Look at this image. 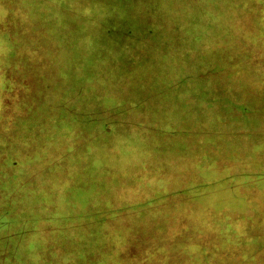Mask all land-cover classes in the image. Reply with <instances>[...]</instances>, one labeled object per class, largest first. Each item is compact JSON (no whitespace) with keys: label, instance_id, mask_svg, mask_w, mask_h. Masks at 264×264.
<instances>
[{"label":"crops","instance_id":"obj_1","mask_svg":"<svg viewBox=\"0 0 264 264\" xmlns=\"http://www.w3.org/2000/svg\"><path fill=\"white\" fill-rule=\"evenodd\" d=\"M64 1L0 30L1 263L264 264V0Z\"/></svg>","mask_w":264,"mask_h":264},{"label":"rangeland","instance_id":"obj_2","mask_svg":"<svg viewBox=\"0 0 264 264\" xmlns=\"http://www.w3.org/2000/svg\"><path fill=\"white\" fill-rule=\"evenodd\" d=\"M18 2V7L15 8V14L16 11L19 9L18 15L21 14L24 8V4L28 3L26 7V11L33 12V14H44L43 22L45 29L48 28V26H57V22L55 19H53V15L55 16L57 7L52 6L53 1L43 2L42 0H15ZM13 0H0V30H2V26L4 25L3 20L5 19V16L8 14H11L14 10L13 6ZM46 3L49 5L44 6ZM55 4V3H54ZM17 9V10H16ZM25 11V8H24ZM47 14V15H46ZM212 15H206L205 19L208 21V19L214 20L215 18L211 17ZM28 28L32 31L33 38H35L36 31L35 29L29 25ZM51 31V30H47ZM28 44L27 46H29ZM34 46V44H33ZM28 61H31L32 63L39 62V56L34 55L32 58L28 59ZM35 83V81H34ZM9 124V118H7L5 125L8 126ZM3 173H9V169L7 167H0V184H3L4 180V174ZM1 188V185H0ZM141 217H139L140 219ZM137 217H131L129 221V230L124 231L123 235L121 236L120 232H117V239L114 242L113 247V254L114 259L112 263H104L101 264H158L154 263V254L159 253L160 249L163 250H169L167 243L164 248H162V244L160 241L154 240V230H153V223L154 218L150 215H143L142 219L139 220ZM158 223V222H157ZM158 230V227H156ZM117 244V245H116ZM1 252L0 249V264L1 263ZM7 255L9 252L6 253ZM164 256H168L167 252L163 253ZM162 254V255H163ZM166 257H163L162 259H166ZM8 259V256H7Z\"/></svg>","mask_w":264,"mask_h":264},{"label":"trees","instance_id":"obj_3","mask_svg":"<svg viewBox=\"0 0 264 264\" xmlns=\"http://www.w3.org/2000/svg\"><path fill=\"white\" fill-rule=\"evenodd\" d=\"M43 2H48V1H53V0H42ZM13 6H14V10H13V12L11 13V14H8V15H6L5 16V21H4V24H7V26H9L10 24H11V22L14 20V18H15V16H16V18H17V16H19L18 15V12H19V9H21L20 7H22V6H20V7H18V2L17 1H15V0H13ZM64 2H66V1H64V0H60L59 1V5L60 6H55L54 5V3H55V1H53V5L52 6H55V7H57V10H56V13H64L65 15H68L69 13H71V10H72V8H70L69 6H66L65 5V3ZM28 5H30V4H24V8H25V11H24V8L22 9L23 11L21 12V14H20V16H22V19L24 18V17H28V18H36V19H38V20H40V17H41V13L40 14H33V12H27L26 11V7L28 6ZM19 8L17 11H16V14H15V8ZM47 15V14H46ZM10 17H12V19L10 18ZM11 19V20H10ZM10 20V21H9ZM17 20H18V18H17ZM20 21V19L18 20V22ZM3 23V22H2ZM50 53H53V51L52 52H50ZM34 56V55H33ZM39 59H40V57H39ZM37 63V62H36ZM33 106H35V104L33 103L32 104ZM116 260V259H115ZM114 260V261H115ZM158 263V262H157ZM158 264H162V263H158ZM165 264H169V263H165Z\"/></svg>","mask_w":264,"mask_h":264}]
</instances>
